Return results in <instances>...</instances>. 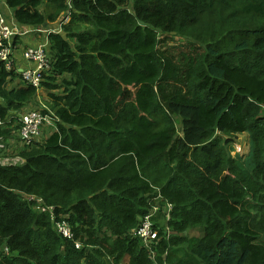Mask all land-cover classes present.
I'll return each mask as SVG.
<instances>
[{
  "label": "trees",
  "instance_id": "obj_1",
  "mask_svg": "<svg viewBox=\"0 0 264 264\" xmlns=\"http://www.w3.org/2000/svg\"><path fill=\"white\" fill-rule=\"evenodd\" d=\"M1 5L21 28L69 20L41 82L59 122L0 167V264H264V0ZM18 77L0 63V119L37 101ZM242 134L249 170L225 148ZM164 202L172 234L145 246L134 233Z\"/></svg>",
  "mask_w": 264,
  "mask_h": 264
},
{
  "label": "built area",
  "instance_id": "obj_2",
  "mask_svg": "<svg viewBox=\"0 0 264 264\" xmlns=\"http://www.w3.org/2000/svg\"><path fill=\"white\" fill-rule=\"evenodd\" d=\"M0 4H3L2 0H0ZM68 20V16L65 17L57 29H36L34 31L35 33H41L42 37L36 46H28L23 50L22 58L26 61L24 65L23 63L17 62L16 51L12 47L11 42L14 37H22L28 34V32L24 28L16 27L13 23L12 26L9 25L7 20L2 19L0 16V63L4 64L7 71L14 70L18 73L21 87L30 86L34 88L37 93V101L35 103H32L21 112L12 114L5 119H0L1 128L11 129L10 127L12 126L18 127V133L15 139L4 140L0 137V167H12L23 164L24 159L18 155V151H20L21 148L32 146L40 137L42 128H52L59 122L53 112L40 101V96L43 95L41 82L43 72L49 69L45 51L47 47V36L51 33L60 31L61 25L66 24ZM11 152L12 154H10ZM28 200L35 201L38 204L41 203V199H35L34 197H29ZM154 201L160 203L163 202V198L157 193ZM40 210L42 212H49L52 217L53 207H41ZM159 211L160 205H154L150 212L140 221L139 228L134 233V236L141 239L145 243V246L152 245L154 242L158 244V241L162 238L168 241L172 234L168 226L172 206L164 202V206L161 209L163 216L160 219ZM158 220H162V223L160 222V224H158ZM158 225H160V227ZM55 226L57 231L64 238H72V232L67 222H57ZM160 232L163 234V237L159 236ZM166 254L167 253L164 252L162 255L160 264H167ZM150 258L151 260L156 259L155 252L150 254ZM152 264L157 263L154 262Z\"/></svg>",
  "mask_w": 264,
  "mask_h": 264
},
{
  "label": "rangeland",
  "instance_id": "obj_3",
  "mask_svg": "<svg viewBox=\"0 0 264 264\" xmlns=\"http://www.w3.org/2000/svg\"><path fill=\"white\" fill-rule=\"evenodd\" d=\"M3 2H5V0H2ZM72 0H69V2L71 3ZM1 4H0V16H4L5 15V11L3 10L4 14H2L1 11ZM68 11V10H67ZM67 11L65 13H63L62 18L67 14ZM9 15V14H7ZM2 19H4L5 17H1ZM7 22L9 23V25L12 26V23L18 27L21 28L19 26H17L15 24V21L12 19V17H9V19L7 20ZM210 22L209 20H207V23ZM55 29H57L58 25H59V21H57L55 24H53ZM54 27H41V28H36V29H40V30H44V29H53ZM22 28H26V27H22ZM28 30H26L28 32V34L20 37V36H16L13 38L11 44L12 47L14 48V50L16 51V60L19 59V52L21 51L20 54H22L23 50L27 47H25L27 41H30V47L36 46L40 40H41V33H35L34 31L36 30L31 29L29 27H27ZM59 32V31H57ZM22 38V39H21ZM178 37H176L177 39ZM21 39V40H20ZM16 41V43H15ZM174 44V41H173ZM175 44H179L178 42H176ZM24 48V49H23ZM23 49V50H22ZM22 58V56L20 57ZM22 62L25 65L26 61H24V59L22 58ZM43 94H46L45 92H43ZM40 101H42V103L44 105H46V101H47V96L45 95L44 97L40 96ZM44 132L49 133V129H45ZM224 140L226 139V137H222ZM249 137L247 134H242V135H238L232 143L228 144L225 148H226V152H227V156L228 158L237 161L239 160L240 165L244 168L245 170H249V166L247 165V162L250 160V144H249ZM160 222L162 223V220H160ZM198 230H191L189 232H186L184 234V236L188 237V238H198L201 235V232ZM172 253L177 256L178 258H181L183 256V251L180 248L174 249L172 251ZM124 264V263H123Z\"/></svg>",
  "mask_w": 264,
  "mask_h": 264
},
{
  "label": "crops",
  "instance_id": "obj_4",
  "mask_svg": "<svg viewBox=\"0 0 264 264\" xmlns=\"http://www.w3.org/2000/svg\"><path fill=\"white\" fill-rule=\"evenodd\" d=\"M21 39H22V38H21ZM21 39H20V40H21ZM29 44H30V41L28 40L27 43H26V45H25V47L30 46ZM23 49H24V48H23ZM23 49H22V50H23ZM20 53H21V51H20L19 54H18V55H19V59L17 60V62L23 63V62H22V59L20 58V57H21V56H20ZM45 95H46V94H43L42 97H44Z\"/></svg>",
  "mask_w": 264,
  "mask_h": 264
},
{
  "label": "water",
  "instance_id": "obj_5",
  "mask_svg": "<svg viewBox=\"0 0 264 264\" xmlns=\"http://www.w3.org/2000/svg\"><path fill=\"white\" fill-rule=\"evenodd\" d=\"M25 29H26V30H28V28H27V27H26Z\"/></svg>",
  "mask_w": 264,
  "mask_h": 264
},
{
  "label": "bare ground",
  "instance_id": "obj_6",
  "mask_svg": "<svg viewBox=\"0 0 264 264\" xmlns=\"http://www.w3.org/2000/svg\"><path fill=\"white\" fill-rule=\"evenodd\" d=\"M48 55V54H47Z\"/></svg>",
  "mask_w": 264,
  "mask_h": 264
}]
</instances>
